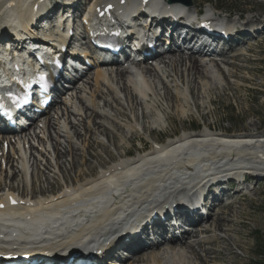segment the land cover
Wrapping results in <instances>:
<instances>
[{"label":"bare ground","instance_id":"bare-ground-1","mask_svg":"<svg viewBox=\"0 0 264 264\" xmlns=\"http://www.w3.org/2000/svg\"><path fill=\"white\" fill-rule=\"evenodd\" d=\"M114 1L122 0L91 2L96 6ZM73 2L70 0L68 4L73 5ZM57 6V0H0V32L4 36L9 29L24 31L27 28L26 16L33 19L46 14L50 21L58 11ZM63 8L65 6L60 9ZM78 8L77 5L75 10ZM227 18L231 19L230 16ZM243 29L244 26L235 32ZM234 36L237 35L234 33ZM234 43L228 41L226 46L229 50L221 52L191 47L184 53L180 48H169L162 55H157L154 62L132 65L140 72L136 74L115 64L96 66L92 73L89 72L91 74L81 76L56 100L53 116L44 118L37 125V129H41L38 136L34 131L3 135L0 140V176L2 168L8 167L5 181L9 182L8 186H2L0 179V187H4L0 193V206H3L0 210V251L16 253L30 249L56 252L88 246L114 235L131 222H143V215L148 210L177 204L179 196L191 194L192 200H196L212 182L218 183L215 185L217 194L211 196L216 200L220 192V196L226 194L223 189H228L223 186L224 182L219 181L236 178L240 174L264 173V132L217 133L204 124L203 130L197 134L182 132L162 144L152 141V148L146 152H141V147L135 150L136 155H131L130 150L120 151L121 145L137 133L139 116L136 108L141 111L143 132L148 129L153 132L164 127L169 117L161 109L169 111L171 102V112L179 118L189 115L192 107L199 112L201 107L210 104V93L223 83L220 70L223 68L218 65L217 57L234 51L237 48ZM185 71L187 77L183 74ZM168 80H176L173 90ZM120 94L124 96L126 107L120 101ZM98 100H103V104ZM124 131L126 136H123ZM99 137L105 138L108 145ZM109 147L118 151L113 161L99 163V171H94V174L78 169L70 177L69 172L79 164L87 167L89 159L98 161L99 155L93 153V149L99 148L106 154ZM80 150L85 152L80 155ZM78 155L84 160L78 161ZM41 157H46L45 163ZM40 165L44 169L35 174ZM30 169L32 186H28L26 180ZM51 169L57 171L59 179L50 175ZM37 182L40 184L38 187L35 186ZM16 187L20 189L18 195L12 193ZM249 189L250 186H244V190L250 192ZM168 191L174 201L158 204L157 199ZM171 197L166 199L172 200ZM213 205L210 204L209 209ZM230 205L220 204L219 214H213L215 209L211 208L209 216L200 221L192 235H183L151 251L146 248L136 253L128 264H209L215 260V255L226 253L229 257L235 246V234L228 229L230 215L223 211ZM191 206L187 204L186 213ZM231 208L230 214L240 209ZM143 236L145 240L150 238L146 232ZM140 240L138 238L126 245L125 251H130L133 244L139 245ZM214 243H220L222 251H215L212 248Z\"/></svg>","mask_w":264,"mask_h":264},{"label":"rangeland","instance_id":"rangeland-1","mask_svg":"<svg viewBox=\"0 0 264 264\" xmlns=\"http://www.w3.org/2000/svg\"><path fill=\"white\" fill-rule=\"evenodd\" d=\"M191 3L196 5L192 7L194 11H199L197 5H200L203 10L206 7L210 11L215 8L217 13L223 17L230 16L232 18V16L237 17L240 15L245 21L248 19V22L257 20L259 23L264 20V0H192ZM235 50L228 55L217 57L218 65L223 68V70L220 69L223 83L219 89L210 93V104L201 107L199 112L193 110L192 107L189 115L179 118L171 112V102L168 104L169 111L167 108L161 109L162 113H165L167 118L169 117L164 127L154 129L153 132L148 131L149 129L143 132L141 111L140 108H136L135 112L139 116V127H136L137 133L133 134L125 144L121 145L120 151L126 152L130 150L131 155H136L135 150L141 147V152H146L152 148V141L162 144L168 138L179 136L182 132L192 133L199 131L198 133H200L204 124L209 125L217 133L228 131L230 134H261L264 132V34L251 41L247 47L244 45V47ZM232 54L233 56H231ZM225 62L228 63L226 64ZM180 71L182 72L183 69L181 68ZM183 74L187 77L186 71ZM167 83L172 90L177 85L176 80L172 82L168 80ZM119 98L126 107L123 94H120ZM97 102L103 104V100H98ZM53 113L54 108L45 116L50 117ZM107 122L109 123V121ZM123 136H126L125 131ZM99 138L106 146L108 145L105 138ZM74 140L80 143L75 138ZM51 143H54V141L50 142V145ZM107 149L108 152L106 154H103L99 148L93 149L94 151L92 152H96L99 155L98 161L89 159L90 163L87 167H82L79 164L74 171L69 172L71 174L70 177L73 176V173L76 174L78 169L85 172L88 171V174H94V171H99V163L108 164L113 161V156L118 151L115 152L113 147ZM33 151L37 153V149L34 148ZM84 152L85 150H80L79 154L81 155ZM80 155L77 156L78 161L84 160ZM42 159L44 160L43 163H45L46 157ZM40 167L35 169V174L42 172L40 169H44V166L40 165ZM2 171L4 172L0 176L2 186H8L9 181H5L8 167ZM29 172L31 176V169ZM50 175L59 179V174H57L56 170L51 169ZM32 180L33 177L27 180L28 186H32ZM41 180L43 181V178ZM51 184L54 187V183ZM38 185H40L39 182L35 184L36 187ZM246 186H250V192H244L241 197L237 196V198L233 199L234 204L225 209V212L223 211V213L230 215L231 221L227 222L230 227L228 229L233 230L235 234V246L232 254L229 257L226 253L215 255V260H212V263L209 264H250L252 260L264 261V181L254 185L246 184ZM3 191L4 187H0V193H3ZM57 192L53 193L56 194ZM12 193L18 195V193L20 194V189L16 187V190L12 191ZM22 196L24 198L25 195L22 194ZM229 200L227 198L226 203ZM233 206L240 209L237 213L230 214L229 211H231ZM216 212H213V214H219L220 208L216 209ZM221 247L220 243L212 244V248L215 251H222Z\"/></svg>","mask_w":264,"mask_h":264},{"label":"trees","instance_id":"trees-1","mask_svg":"<svg viewBox=\"0 0 264 264\" xmlns=\"http://www.w3.org/2000/svg\"><path fill=\"white\" fill-rule=\"evenodd\" d=\"M264 249V246H263ZM250 264H264V261L261 260H252Z\"/></svg>","mask_w":264,"mask_h":264}]
</instances>
